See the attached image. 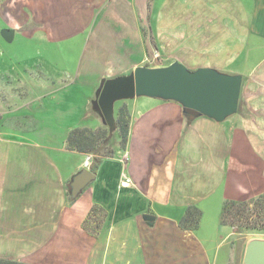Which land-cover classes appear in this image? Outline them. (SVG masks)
Listing matches in <instances>:
<instances>
[{
    "label": "crops",
    "instance_id": "obj_1",
    "mask_svg": "<svg viewBox=\"0 0 264 264\" xmlns=\"http://www.w3.org/2000/svg\"><path fill=\"white\" fill-rule=\"evenodd\" d=\"M146 13L155 65L135 0H0L9 40L58 46L84 36L78 57H0L1 260L230 264L259 237L242 239L220 218L225 202L264 196V0H165ZM174 62L241 76L237 112L190 121L176 102L134 98L114 107L115 118L123 106L131 115L124 150L93 168V155L67 148L71 130L103 125L104 81ZM35 69L51 88L9 103L11 85L30 83L19 77ZM83 170L94 180L71 198ZM93 207L104 212L97 236L83 229ZM189 207L201 212L194 231L179 226Z\"/></svg>",
    "mask_w": 264,
    "mask_h": 264
},
{
    "label": "water",
    "instance_id": "obj_2",
    "mask_svg": "<svg viewBox=\"0 0 264 264\" xmlns=\"http://www.w3.org/2000/svg\"><path fill=\"white\" fill-rule=\"evenodd\" d=\"M241 84V76L223 74L211 68L190 71L179 62L160 68L138 67L129 75L104 81L96 107L110 134L116 130L115 103L141 97L176 102L183 107L190 121L205 116L223 122L237 112ZM93 180L94 175L89 170L81 171L70 184L71 198ZM252 248L264 252V242L249 243L247 252Z\"/></svg>",
    "mask_w": 264,
    "mask_h": 264
},
{
    "label": "trees",
    "instance_id": "obj_3",
    "mask_svg": "<svg viewBox=\"0 0 264 264\" xmlns=\"http://www.w3.org/2000/svg\"><path fill=\"white\" fill-rule=\"evenodd\" d=\"M116 133L120 139V149L125 148L129 127L131 121L130 112L125 106L120 107L116 113ZM108 137L106 128H98L91 130L88 128H75L71 130L67 138V148L81 154L93 155V168L101 161L112 155L97 157V153L103 147L102 145ZM103 210L100 207H93L88 213L83 229L97 236L101 222L104 220ZM201 220V212L196 207L186 209L184 216L179 222V226L183 230L194 231L198 228ZM220 223L223 226L236 228L239 232H247L252 234H264V196L257 199L243 202H225L222 208ZM0 264H23L17 261L1 260Z\"/></svg>",
    "mask_w": 264,
    "mask_h": 264
},
{
    "label": "rangeland",
    "instance_id": "obj_4",
    "mask_svg": "<svg viewBox=\"0 0 264 264\" xmlns=\"http://www.w3.org/2000/svg\"><path fill=\"white\" fill-rule=\"evenodd\" d=\"M165 0H135V4L137 6V12L140 17V22H141V28L143 31L144 35V43H145V51L146 55L149 57V62L150 64L155 65L157 61V57H154L155 54H157L154 48V42L153 39L150 38L149 34V28H148V23H147V16L148 14L146 13L147 10H149L150 3L151 5L153 4L155 7H159L161 3H164ZM178 1H186L187 0H178ZM185 6L181 7L179 10L182 12L183 8ZM153 26V25H151ZM4 20L0 17V57H40V59H43V57H78L80 53V49L82 46V43L84 41V36L79 37L78 39H74L73 43L71 44H66V45H43L37 41H21L20 38H16L15 40H9L6 37V30H4ZM153 34L155 32V28L152 30ZM160 58V57H159ZM164 58V57H163ZM160 60V59H159ZM22 69V67H19ZM40 69H35L31 71L30 75L26 74L25 77L24 75H20L19 79L26 80L27 82L31 80L30 83L23 82L22 84H18L17 81L14 82L13 85H11L14 88L15 98L13 100H8L9 103H21L26 99L32 98L34 90H48L52 86V82L49 81H44L43 79V71H39ZM35 76L37 79H39V85L37 82H34L31 78ZM36 79V81H38ZM29 88H25V85ZM4 98L6 96L4 95ZM22 100V101H21ZM127 101L130 100H125V101H119L115 104V111L118 107V104L121 103H126ZM103 123V122H102ZM103 128H106L108 131V137L104 144L102 145L103 147L97 153V157H101L104 155H109L111 151L116 152V148L120 150V139L118 138L117 142V135L114 134L116 133V130L110 134L107 126L103 123L101 126ZM100 127V128H101ZM106 153V154H105ZM239 233L243 234L242 239L248 238L250 236H259V237H254L253 239L249 240L245 246L244 253L241 255V264H264V255L263 251L261 249H253L249 252H247V246L249 243H252L253 241H257L261 239L260 235L257 234H252V233H247V232H242L240 231ZM252 255H251V254ZM248 258L249 261H246ZM240 259V253L235 252V256L231 258L230 264H240L239 263ZM261 261V262H260Z\"/></svg>",
    "mask_w": 264,
    "mask_h": 264
},
{
    "label": "built area",
    "instance_id": "obj_5",
    "mask_svg": "<svg viewBox=\"0 0 264 264\" xmlns=\"http://www.w3.org/2000/svg\"><path fill=\"white\" fill-rule=\"evenodd\" d=\"M90 164H91V157H88L85 161L84 168L88 169L90 167ZM124 183L125 184L129 183V180L126 177L124 178Z\"/></svg>",
    "mask_w": 264,
    "mask_h": 264
},
{
    "label": "bare ground",
    "instance_id": "obj_6",
    "mask_svg": "<svg viewBox=\"0 0 264 264\" xmlns=\"http://www.w3.org/2000/svg\"><path fill=\"white\" fill-rule=\"evenodd\" d=\"M261 241H263V242H264V239H263V240H261Z\"/></svg>",
    "mask_w": 264,
    "mask_h": 264
}]
</instances>
